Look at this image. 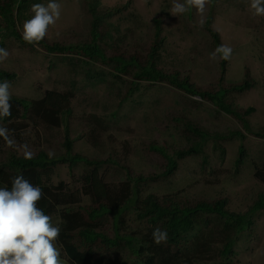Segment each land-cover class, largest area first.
<instances>
[{
	"label": "rangeland",
	"instance_id": "1",
	"mask_svg": "<svg viewBox=\"0 0 264 264\" xmlns=\"http://www.w3.org/2000/svg\"><path fill=\"white\" fill-rule=\"evenodd\" d=\"M88 0H57L61 5L60 18L50 25L44 39L48 43L81 45L91 39L92 14ZM97 13L117 12L101 17L98 24V43L106 57L89 60L83 53H49L38 44L28 45L5 37L3 46L8 53L0 60V69L13 73L10 84L12 96L27 101L43 96L45 90L71 91V113L64 115L59 127L47 128L40 123L23 121L20 139L14 153L43 149L50 156L63 152L65 135L73 142V152L90 159L109 158L99 172L105 181L125 179L123 166L137 174L149 175L158 170L163 159L150 150L156 145L172 154L189 145L184 124L175 117L196 124L209 132L241 129L240 122L218 111L210 102L174 90L165 83L139 81L134 84L129 75L120 76L108 59L121 54L128 58L137 53L145 59L154 39V19H161L164 44L157 54L156 64L166 71L180 70L199 89L217 84L220 58L205 29L211 15V27L218 33L223 47L231 49L227 57L225 80L239 83L248 71L252 87L242 93H231L228 100L238 109L253 107L247 117L253 131L264 129V15H254L251 0H207L203 10L191 0H97ZM29 2L17 19L22 35L23 24L34 13ZM183 6L184 11H179ZM2 33L0 34V40ZM98 120V121H97ZM93 136L89 134L93 129ZM105 128V129H104ZM89 139L95 141L93 146ZM224 152L204 146L203 153L178 162L176 171L166 179L139 187L140 198L147 193L162 195L178 192L189 202L226 199V209L245 212L264 194V182L255 177V170L264 165V139L246 135L221 141ZM244 147V159L236 165L238 147ZM7 147H1L0 159ZM90 169L85 164L72 168L59 165L50 177L52 184L63 182L70 190L79 189L82 174ZM83 202H88L86 200ZM205 227L220 226L213 217ZM131 228H138L133 218ZM129 219V220H131ZM53 224L59 219L53 218ZM221 243L214 247L219 248ZM60 250V247L56 244ZM61 264H69L61 253ZM218 264H264V209L253 214V224L239 234L232 251Z\"/></svg>",
	"mask_w": 264,
	"mask_h": 264
},
{
	"label": "trees",
	"instance_id": "2",
	"mask_svg": "<svg viewBox=\"0 0 264 264\" xmlns=\"http://www.w3.org/2000/svg\"><path fill=\"white\" fill-rule=\"evenodd\" d=\"M31 1L39 0H0V47L3 46L5 37L28 44L17 29V19ZM96 1H87L92 14L89 42L71 46L48 43L43 38L37 44L49 53L62 54L79 50L89 60L98 57L105 60L98 43V23L101 17L111 16L119 9L108 10L102 16L96 11ZM211 23L212 16L209 15L205 20V29L220 58V73L217 84L213 87L199 89L180 70L169 72L157 66V54L164 44L160 18L154 19V39L145 59L141 60L137 53L128 58L121 54L108 58L113 62L111 68L120 76L129 75L133 84L139 81L165 83L174 90L210 102L218 111L232 116L241 124L242 129L209 132L181 117H175L176 123L184 124L183 131L188 134L189 145L172 154H168L162 147L150 145V150L156 152L163 162L159 164L158 170L149 175L132 176V171L123 166L125 179L109 183L99 170L102 164L111 160L90 159L81 153L72 152V140L67 135L62 142L63 152L57 156H50L43 149L35 152L30 150L31 159L26 158L28 152L17 155L13 151L19 143V129L23 127V121L40 123L47 128L59 127L62 117L71 113L70 101L73 94L71 91L45 90L41 98L30 101L11 95V116L0 121V127L7 130V138L0 136V149L7 147L0 159V185L10 187L11 179L22 174L32 184L42 188L43 196L38 207L44 209L52 219H59L57 225L61 228V234L56 244L69 264H218L221 257L226 258L231 253L239 234L252 226L253 214L264 209V194H259L245 212L227 210L225 198L189 202L181 198L178 192L162 195L147 193L140 198L139 187L142 184L168 178L176 171L180 160L202 154L208 141H212V147L223 153L224 147L220 142L232 137L243 139L246 134H252L264 139V129L253 131L246 118L254 109L248 107L240 110L228 100L229 94L242 93L253 84L247 70L241 82L227 83V58H224L219 35L211 27ZM14 76L13 73L0 69V81L12 80ZM92 129L89 132L91 136L93 131H98ZM89 142L97 146L92 139ZM243 157L244 149L239 145L236 165L243 161ZM80 163L90 169L82 174L79 189L70 190L62 182H50L57 165L64 164L72 168ZM255 177L264 182V167L256 169ZM85 198L88 202H83ZM204 215L216 218L220 226H215L217 223L203 226L210 221V218L203 220ZM131 218L138 228L130 229ZM156 228L167 231L166 242H153L152 233ZM216 243H221L222 246L216 248Z\"/></svg>",
	"mask_w": 264,
	"mask_h": 264
},
{
	"label": "clouds",
	"instance_id": "3",
	"mask_svg": "<svg viewBox=\"0 0 264 264\" xmlns=\"http://www.w3.org/2000/svg\"><path fill=\"white\" fill-rule=\"evenodd\" d=\"M206 2L207 0H191L192 5L201 10ZM250 8L254 15H264V0H251ZM31 10L34 15L24 22L22 39L28 44L35 45L46 36L49 26L60 18L61 5L57 0H48L46 5L33 4ZM178 10L183 12V6ZM230 52V48L223 47L224 58H227ZM7 55V51L0 48V60ZM9 89L10 84L7 81H0V121L11 116L12 103ZM6 131L5 128L0 127V136L7 138ZM31 157L32 153L28 152L26 158L31 159ZM262 167L263 164L258 168ZM42 196V188L32 184L22 174L11 179L10 187L0 185V264H61V253L56 247L61 228L51 222V216L46 214L44 209L38 207ZM167 237L166 230L160 228L153 230L154 243L166 242Z\"/></svg>",
	"mask_w": 264,
	"mask_h": 264
}]
</instances>
